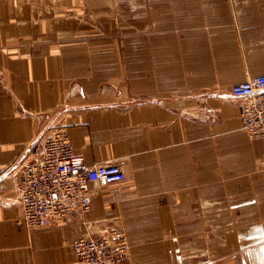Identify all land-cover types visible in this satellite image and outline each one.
<instances>
[{"label":"crops","instance_id":"1","mask_svg":"<svg viewBox=\"0 0 264 264\" xmlns=\"http://www.w3.org/2000/svg\"><path fill=\"white\" fill-rule=\"evenodd\" d=\"M152 2L0 0V264H76L72 241L106 227L126 233L125 264H264V141L230 92L264 74V0ZM59 128L125 178L30 231L17 171Z\"/></svg>","mask_w":264,"mask_h":264},{"label":"built area","instance_id":"2","mask_svg":"<svg viewBox=\"0 0 264 264\" xmlns=\"http://www.w3.org/2000/svg\"><path fill=\"white\" fill-rule=\"evenodd\" d=\"M30 3L60 0H28ZM231 95L240 100L241 127L249 138L264 141V74L234 83ZM17 203L24 226L35 230L76 212L90 209V185L120 183L125 175L119 163H84L74 152L63 130L44 132L29 148V160L19 167ZM130 243L126 233L114 227L96 235L75 238L71 249L76 264H125Z\"/></svg>","mask_w":264,"mask_h":264},{"label":"rangeland","instance_id":"3","mask_svg":"<svg viewBox=\"0 0 264 264\" xmlns=\"http://www.w3.org/2000/svg\"><path fill=\"white\" fill-rule=\"evenodd\" d=\"M140 1H143V0H140ZM156 2H152L153 4H148L149 7H148V12H149V15H151L152 13V10H155L154 12L157 13L159 15V13L161 11H165V15H182V7H184L185 9V6L187 7V10L186 12L189 13V8L192 10L194 9V5L193 4H185V3H182V0H171V2L168 4L167 3V6L166 5H162L160 3V1H163V0H155ZM168 1V0H167ZM188 1H193V0H188ZM146 3H140L137 7V12H141V11H146ZM166 4V3H165ZM113 5V3H112ZM121 5H123V9L125 8H129L130 7V4L128 2H124L122 3ZM161 5L163 7H161ZM153 6V7H152ZM167 7V8H166ZM152 8V9H151ZM169 8V9H168ZM118 9V8H117ZM113 11H116L115 9ZM114 13V12H112ZM117 13H118V10H117ZM206 231H211V229H205ZM130 250V248H129ZM129 254V252H128Z\"/></svg>","mask_w":264,"mask_h":264}]
</instances>
